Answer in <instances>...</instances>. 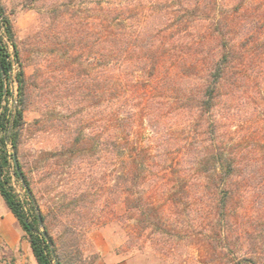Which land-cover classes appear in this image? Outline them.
Masks as SVG:
<instances>
[{
  "label": "trees",
  "instance_id": "1",
  "mask_svg": "<svg viewBox=\"0 0 264 264\" xmlns=\"http://www.w3.org/2000/svg\"><path fill=\"white\" fill-rule=\"evenodd\" d=\"M87 3L96 22L84 23L81 39L94 35L87 49L92 55L96 45L98 71L75 76L71 89L100 99L99 130L77 132L56 153L91 155L93 149L104 162L112 159L118 201L142 229H161L159 194L166 192L174 204L185 201L186 208L193 196L194 212L207 217L194 223L213 257L230 244L245 250L242 260L259 254L264 250V0ZM71 27L74 44L80 38ZM20 59L0 0V196L37 264H94L98 254L85 255L82 248L84 230L67 223L58 239L51 234L48 214L20 160L27 93ZM178 80L193 84L176 86ZM158 116L169 137L177 130L194 134V148L184 156L188 169L167 163ZM138 119L149 121L158 140L154 135L150 142L139 141ZM105 188L102 184L100 193ZM92 189H80L73 200H86ZM89 217L90 225L96 223V216Z\"/></svg>",
  "mask_w": 264,
  "mask_h": 264
},
{
  "label": "rangeland",
  "instance_id": "2",
  "mask_svg": "<svg viewBox=\"0 0 264 264\" xmlns=\"http://www.w3.org/2000/svg\"><path fill=\"white\" fill-rule=\"evenodd\" d=\"M1 1L13 25L27 85L20 160L41 210L48 214L47 221L55 239L59 238L63 226L71 223L84 230L82 248L88 256L98 254L94 250L91 233L100 231L110 242L112 251L130 264H264L263 249L253 257L245 255L246 260H242L245 250L235 244L220 248L218 255L213 257L202 235H198V225L196 227L194 223L207 217L194 212L193 196L189 200L192 205L186 208L185 201L174 204L166 192L159 194L157 204L163 220L161 229L140 228L118 201L114 191L115 166L112 159L104 162L100 153L93 149L91 155L84 151H76L72 155L56 153L67 147L77 132L85 135L90 128L95 132L99 130V98H88L81 90L71 89L75 76L88 78L98 71L94 58L96 45L93 43L92 55L87 49L90 46L88 42L91 39L94 42V35L81 39L84 23L91 22L94 27L95 16H92L87 0ZM73 24L78 30L77 38H80L74 44L69 37ZM82 44H87L83 51ZM14 67L13 74L18 66L15 64ZM176 84L188 86L193 83L178 80ZM15 89L13 82V92ZM159 121L158 126L162 125L165 130L160 140L167 163L188 169L184 156L194 148V134L187 135L177 130L169 137L165 120L160 118ZM148 123L138 119L136 132L140 142H150L154 135H157L156 140L159 138ZM168 124L170 121L167 127ZM13 183L23 195L19 183L15 180ZM102 184H106L104 193L99 191ZM86 186L94 189L86 200L75 202L78 200H73L74 196ZM89 216H96V223L90 225ZM0 262L8 264L1 258Z\"/></svg>",
  "mask_w": 264,
  "mask_h": 264
},
{
  "label": "crops",
  "instance_id": "3",
  "mask_svg": "<svg viewBox=\"0 0 264 264\" xmlns=\"http://www.w3.org/2000/svg\"><path fill=\"white\" fill-rule=\"evenodd\" d=\"M94 250L99 254L94 264H130L114 253L100 231L91 233ZM0 258L8 264H37L29 242L14 215L0 196Z\"/></svg>",
  "mask_w": 264,
  "mask_h": 264
},
{
  "label": "built area",
  "instance_id": "4",
  "mask_svg": "<svg viewBox=\"0 0 264 264\" xmlns=\"http://www.w3.org/2000/svg\"><path fill=\"white\" fill-rule=\"evenodd\" d=\"M0 264H4L3 262H0Z\"/></svg>",
  "mask_w": 264,
  "mask_h": 264
}]
</instances>
